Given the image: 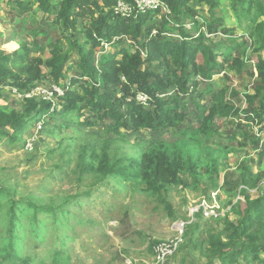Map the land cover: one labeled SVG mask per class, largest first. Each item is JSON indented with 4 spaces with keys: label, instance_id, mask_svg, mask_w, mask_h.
<instances>
[{
    "label": "rangeland",
    "instance_id": "374dc122",
    "mask_svg": "<svg viewBox=\"0 0 264 264\" xmlns=\"http://www.w3.org/2000/svg\"><path fill=\"white\" fill-rule=\"evenodd\" d=\"M28 1L0 0V57L17 53V59L24 56L42 64L39 79L27 89L8 86L13 82L10 76L0 86V264H10L11 253L26 264H155V245L173 239L174 224L187 221L188 209L202 200L211 203L215 193L219 206L227 212L220 219L197 214L182 245L165 264H221L222 255L210 249L209 241L218 237L225 243L226 222L238 223L245 209V195L254 200L260 195L257 191L263 190L262 180L256 188H245L242 175L248 171L251 184L264 173V130L239 120V116L216 117L201 128L195 105H205L210 97L207 94L203 101L198 98L197 94L206 88L202 80L186 104L179 103L178 109L187 114L188 121L182 136L160 128L120 130L115 137L104 134L98 124L88 127L87 111L67 128L68 121H60L55 114L61 101L53 93L60 96L62 86L77 73L79 56L74 53V43L90 48L84 33L91 24L89 12L95 11L91 2L100 7L102 2L85 0L90 4L82 8L84 16H76L80 9L74 8L65 23L63 14L69 0H47L44 9ZM188 3L196 12L193 19L199 23L197 29L205 43L226 44L241 33H247L245 39H249L253 15L236 23L224 5L210 13L201 0ZM95 15L97 18L98 13ZM165 15L161 10L155 20L169 23V16L162 18ZM204 22L216 25L211 28L213 33ZM184 23L185 30L193 28L190 19ZM194 31L190 30L189 35L194 36ZM170 37H176V33ZM121 41L125 40L113 39ZM242 42L235 39L236 44ZM56 43L70 51L65 66L68 70L63 80L57 81L43 66ZM104 50L109 52L111 47L105 46ZM251 50L250 46L244 48L247 66L241 76L228 68L222 73L229 76V91L236 93L230 96L235 110L246 109L244 95L251 94L254 87L255 78L245 74L253 71L247 60ZM21 68L15 66L13 72L21 73ZM27 99L39 107L53 103L52 120L46 125L29 126L24 133L21 128L14 131L12 125L25 122L32 111V106L24 103ZM154 140L166 143L161 148L171 159L175 156L172 153L179 151L177 159L182 170L172 184L150 188L143 182L141 160L148 153L146 141ZM103 155L126 174L105 179L98 171ZM222 253L228 254V248ZM235 264H264V253L260 252L256 262L243 256Z\"/></svg>",
    "mask_w": 264,
    "mask_h": 264
},
{
    "label": "trees",
    "instance_id": "16d2710c",
    "mask_svg": "<svg viewBox=\"0 0 264 264\" xmlns=\"http://www.w3.org/2000/svg\"><path fill=\"white\" fill-rule=\"evenodd\" d=\"M118 1L133 7L131 0H101V7L91 2L95 11L89 12L91 24L84 33L90 48L83 49L74 43V53L79 56L78 71L62 86L61 96L54 93L61 101V108L55 114L60 121H68L67 128L79 120L83 111H87L90 113L88 127L98 124L104 129V134L115 137L120 135V130L141 132L160 128L174 130L182 136L188 121L187 114L178 109L179 103L186 104L185 100L191 98L202 80L206 88L197 94L198 98L203 101L207 94L210 97L205 105H195V116L201 121V128L216 117L239 116V120L248 121L254 127L261 126L259 130H264V0H201L210 13L224 5L236 23L254 16L253 25L249 21V39H245L247 33H241L239 37L227 40L226 44L213 45L202 39L203 34L200 28L197 29L199 23L193 19L196 12L192 6H188L189 0H157V9L143 13L134 8L127 18L115 13ZM28 3H36L43 9L47 7V0H29ZM89 4L85 0H69L63 14L65 23L72 9H80L76 16L83 17L82 8ZM162 8L168 12L162 18L166 20V16H169V23L155 20ZM95 12L98 13L97 18ZM189 19L193 24L192 29H195L194 36L189 35L192 29L185 30L184 21ZM211 22H204L203 25L213 33L211 28L216 25H211ZM152 31L156 35H152ZM175 33L176 37H170ZM114 38L125 41L113 42ZM237 38L243 40L242 44L235 43ZM105 46L111 47V50L107 52ZM249 46L253 52L247 60L253 71H246L245 74L255 78V83L252 93L244 95L246 109L235 110L230 96L235 97L236 93L229 91L226 86L229 76L222 73L228 68V71L241 76L247 66L243 51ZM69 52L66 46L56 43L43 64L49 76L56 81L63 80V74L68 70L65 66L70 59ZM17 56L14 53L0 57V86L10 76L13 82L8 86L25 90L31 82L39 79L42 64L41 61L27 60L24 56L17 59ZM18 65L22 66L21 73H14ZM138 95H143L146 100H137ZM24 103H29L32 111L25 122L17 121L12 125L14 131L21 128L24 133L29 126L46 125V121L52 120L53 103H43L40 107L32 99L24 100ZM146 142L149 144L148 147L145 145L148 153L142 156V164L139 163L144 168L143 182L150 188L155 184L159 187L172 184L182 170L177 159L179 151L172 153L175 159H171L161 148L166 144L164 141ZM102 157L103 163L98 166V171L103 173L105 179L126 174L116 163L109 164L106 155ZM249 174L245 171L242 175L245 188H256L260 180L264 183V173L251 184ZM132 176L136 178L135 174ZM262 189L257 191L260 195L254 200L245 195V209L238 223L226 222L225 231L228 234L225 243L218 237H212L209 241L210 249L220 253L219 257L222 255L221 264H235L243 256H250V261L256 262L260 252L264 253V245L258 243L264 244V185ZM242 192L246 193L244 190ZM225 248L229 251L226 255L222 253ZM13 254L9 256L10 264H26Z\"/></svg>",
    "mask_w": 264,
    "mask_h": 264
},
{
    "label": "built area",
    "instance_id": "2783aa9c",
    "mask_svg": "<svg viewBox=\"0 0 264 264\" xmlns=\"http://www.w3.org/2000/svg\"><path fill=\"white\" fill-rule=\"evenodd\" d=\"M133 7L126 4L123 1H118L114 9L116 14H119L122 18H127L133 11L146 12L148 10H155L159 7L157 0H131ZM163 13L168 14L165 8H162ZM152 35H156L155 31H152ZM60 93V92H59ZM54 94V93H53ZM62 93H60V96ZM137 100L145 101L146 97L138 95ZM217 194V193H215ZM215 194L212 195L211 203H207L202 200L198 205L192 206L188 209L187 221L181 220L174 224L175 236L169 242L158 243L154 247L155 264H165L166 260L176 253L178 248L182 245L186 228L193 222L195 216L200 214L210 219H220L227 211H224L219 206ZM202 216V217H203Z\"/></svg>",
    "mask_w": 264,
    "mask_h": 264
}]
</instances>
